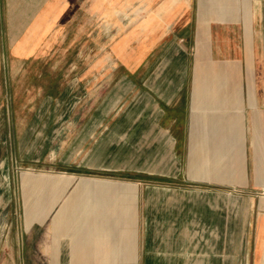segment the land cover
<instances>
[{
	"label": "crops",
	"instance_id": "1",
	"mask_svg": "<svg viewBox=\"0 0 264 264\" xmlns=\"http://www.w3.org/2000/svg\"><path fill=\"white\" fill-rule=\"evenodd\" d=\"M56 71L79 74L40 85ZM30 84L69 106L82 152L109 150L100 136L128 98L117 125L142 178L161 184L144 192V264H264V0H0V96L15 103ZM124 192L133 202L102 209L80 263L140 264L139 194ZM46 214L35 207L25 227ZM66 241L62 264L76 253Z\"/></svg>",
	"mask_w": 264,
	"mask_h": 264
},
{
	"label": "rangeland",
	"instance_id": "2",
	"mask_svg": "<svg viewBox=\"0 0 264 264\" xmlns=\"http://www.w3.org/2000/svg\"><path fill=\"white\" fill-rule=\"evenodd\" d=\"M59 63L67 66L68 61L61 57ZM28 74L8 73V78L20 81ZM77 74L79 72H41L40 85L51 79L60 84ZM34 84L17 90L15 103L13 97L11 102L9 97L5 102L0 96V264H62L58 255L64 238L76 252L69 264H85L80 263L79 246L86 241L91 245L103 234L100 229L106 224L101 214L103 208H124L133 202L132 198H122L128 189L130 193L139 194L136 208L140 222V264H144V192L150 184L156 189L161 184L145 181L140 166L143 153L127 150L126 128L119 126L126 123L128 98L118 105L115 114L118 120L110 133L113 134L100 136V146L109 150L82 152L79 137L75 136L78 127L70 132L68 118L63 116L69 106L59 104V99L56 103L45 102L48 97L43 91L48 89L42 87L38 92ZM117 122L121 124L118 126ZM69 161H72L71 166ZM96 161L98 167L93 168ZM80 163L87 167L78 166ZM49 193L55 195V200H50L55 201V205L50 209L45 196ZM109 193L119 194L120 198H105ZM159 202L154 201L156 205ZM37 206L49 214L39 217V224L31 229L25 227L28 213ZM81 212L88 214L84 220L79 215ZM49 242L56 246L50 258L45 247Z\"/></svg>",
	"mask_w": 264,
	"mask_h": 264
},
{
	"label": "bare ground",
	"instance_id": "3",
	"mask_svg": "<svg viewBox=\"0 0 264 264\" xmlns=\"http://www.w3.org/2000/svg\"><path fill=\"white\" fill-rule=\"evenodd\" d=\"M80 209H81V207H80ZM77 215H78V213H77ZM80 215V217H83V220L85 219V218H87V213H85V212H81V214H79ZM81 223V222H80ZM70 227V226H69ZM78 229V228H77Z\"/></svg>",
	"mask_w": 264,
	"mask_h": 264
}]
</instances>
